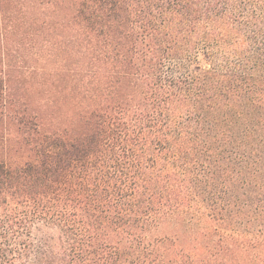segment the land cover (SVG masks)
I'll use <instances>...</instances> for the list:
<instances>
[{
	"label": "trees",
	"instance_id": "trees-1",
	"mask_svg": "<svg viewBox=\"0 0 264 264\" xmlns=\"http://www.w3.org/2000/svg\"><path fill=\"white\" fill-rule=\"evenodd\" d=\"M25 4L52 65L0 68V264H264V0Z\"/></svg>",
	"mask_w": 264,
	"mask_h": 264
},
{
	"label": "rangeland",
	"instance_id": "rangeland-1",
	"mask_svg": "<svg viewBox=\"0 0 264 264\" xmlns=\"http://www.w3.org/2000/svg\"><path fill=\"white\" fill-rule=\"evenodd\" d=\"M27 1L11 2L10 14L6 12L0 17V68L7 67L3 64L9 63L14 85L22 86V82H25L29 92L37 93L40 90V72L45 69L49 73L52 65L50 30L47 27L48 23L43 28L39 26L42 19L47 18L45 15L47 8H39L34 4L31 8L32 13L27 16L29 18L23 16ZM41 12H45L44 15ZM202 58L200 53L201 64H203ZM0 133H3V130L0 129ZM16 264L39 263L34 259H20Z\"/></svg>",
	"mask_w": 264,
	"mask_h": 264
}]
</instances>
